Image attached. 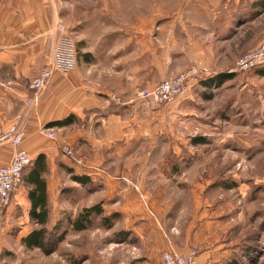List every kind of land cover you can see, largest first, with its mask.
<instances>
[{
	"label": "crops",
	"instance_id": "1",
	"mask_svg": "<svg viewBox=\"0 0 264 264\" xmlns=\"http://www.w3.org/2000/svg\"><path fill=\"white\" fill-rule=\"evenodd\" d=\"M89 1L92 3L86 7L101 1L103 7L96 8L83 20V17L77 18L80 14L74 10L72 1L69 7L65 0H0V129L8 132L15 117L26 114V135L19 149L30 153L33 161L40 155L46 157L48 230L58 234L64 230L75 232L79 215L85 209H93L89 225L96 223L97 229H104L107 240L126 244L115 254L116 259L161 264L165 251L188 254L191 237L178 235L171 227V196L158 184L159 181L169 183L171 175L153 176L134 171V167L155 164L150 157L139 155L136 142L144 132L153 137L159 126L151 119L154 112L149 110V120L150 112L144 111L153 106L152 102L133 103L129 101L134 96L131 93L141 86L153 87L181 72L187 65L180 62L177 53L192 54L201 50L192 44L181 47L176 39H192L209 33L219 36L224 30L223 22L249 20L248 14H254V9L248 10V5L251 8L257 0H183L180 10L171 9V0L160 3L151 0L146 3L151 6L146 11L141 0ZM193 6L198 10L194 12ZM244 12L247 14H241ZM74 21H78V39L100 42L103 55L95 56L96 62L90 56L85 58L69 75L55 74L39 104L28 112L25 101L32 95L29 83L53 55L64 28L74 25ZM211 22L218 23L219 28H210ZM124 39L128 41L126 46L120 44ZM125 51L127 57L115 60L114 54ZM149 53L152 56L145 63L144 55ZM212 60L208 57L205 64L210 65ZM112 61L117 62L112 64ZM113 91L125 98L123 104L107 102V96ZM134 104L137 105L134 107ZM70 117H74L73 123L60 128L71 131L70 137L51 141L43 134V128ZM66 138L79 161L74 162L61 153ZM16 150L9 143H0V168L11 164ZM71 168L76 169V176L88 177V185L91 181L103 183L101 202L86 204L77 210L76 202L65 201L80 197L77 191L59 188L63 171L72 173ZM29 190L23 179L6 211L13 214L15 209H21L27 217V223L21 224L28 231L20 240L40 227L30 216ZM67 203L70 208L66 207ZM28 222L31 227L26 226ZM214 255L209 248L198 255L197 261L203 264L216 261Z\"/></svg>",
	"mask_w": 264,
	"mask_h": 264
},
{
	"label": "rangeland",
	"instance_id": "2",
	"mask_svg": "<svg viewBox=\"0 0 264 264\" xmlns=\"http://www.w3.org/2000/svg\"><path fill=\"white\" fill-rule=\"evenodd\" d=\"M65 1L69 7L75 3L74 10L80 14L77 18L83 17V20H87L96 8L103 7L102 1L89 7H86L92 3L89 0ZM141 1L145 11L151 8L146 5L151 0ZM182 3L183 0H171V9H182ZM192 9L198 10L195 6ZM249 9H254V14H248L249 20L242 18L220 23L224 30L219 36L209 33L192 39H176L181 47L191 44L201 47L192 54L177 53L180 62L187 66L176 76L164 79L198 69V74L189 81L188 95L170 104L143 99L145 93L164 81L161 80L153 87H138L129 100L139 104L151 101L153 106H144L147 108L144 111L154 112L151 119L159 126L153 137L144 132L136 142L139 155L150 157L155 164L134 167V171L153 176L171 175L169 183L159 181L158 184L171 196L172 230H177L181 236L190 235L189 252H196V258L211 249L216 261L204 264H264V68L230 72L239 58L264 43L262 0H257L251 8L248 5ZM74 22V25L64 26L62 35L73 40L78 63L85 62L86 54L96 62L95 56L103 55V46L94 40L78 39V21ZM210 25L215 29L218 23ZM120 44L126 46L128 41L124 39ZM114 56L119 60L128 54L125 51ZM151 56L150 53L144 55L145 63ZM206 57H211L213 63L206 65ZM124 101L125 98L115 91L107 96L108 103L123 104ZM53 129L57 138L71 135V131ZM65 146L74 153L72 161H79L68 139L61 153L69 158L63 152ZM75 170L72 169V173L63 171L59 188L77 191L80 197L76 201L74 198L65 201L76 202L77 210L86 204L101 202L103 183H78L73 179L77 175ZM65 205L70 208L69 203ZM8 208L0 203V264H140L116 259L115 254L126 244L107 240L104 229H97L96 223L79 233L61 231L63 239L50 254L39 249L27 250L20 240L28 231L21 224L27 223V217L21 209L9 214ZM26 226L31 227V222ZM167 252L171 250L161 255V264Z\"/></svg>",
	"mask_w": 264,
	"mask_h": 264
},
{
	"label": "built area",
	"instance_id": "3",
	"mask_svg": "<svg viewBox=\"0 0 264 264\" xmlns=\"http://www.w3.org/2000/svg\"><path fill=\"white\" fill-rule=\"evenodd\" d=\"M77 67L76 46L70 37L61 35L58 38L53 55L43 63L39 74L29 83L32 95L25 101L27 111L29 112L39 104L42 94L50 85L55 74L69 75ZM261 68H264V43L239 58L230 72L237 73ZM197 74L198 69L193 68L175 78L164 80L158 83L152 91L145 93L142 98L151 99L159 104L173 103L179 98L188 95L190 90L189 81ZM11 84L13 85L14 83L11 82ZM25 116V113L17 115L14 124L8 132L3 133L2 129H0V143H9L17 149L11 164L0 168V203L5 208L11 206L14 195L23 184L25 171L33 162V157L30 153L19 149L26 135ZM42 131L49 140H57V135L53 128L45 127ZM63 152L71 160L75 158L70 147H63ZM162 264H198V262L194 251L189 252L187 255H182L171 250V252L164 254Z\"/></svg>",
	"mask_w": 264,
	"mask_h": 264
},
{
	"label": "trees",
	"instance_id": "4",
	"mask_svg": "<svg viewBox=\"0 0 264 264\" xmlns=\"http://www.w3.org/2000/svg\"><path fill=\"white\" fill-rule=\"evenodd\" d=\"M89 59V55H84ZM233 76V75H231ZM74 117L59 121L48 125L50 128L66 127L72 124ZM48 172L47 160L44 155H40L33 164L27 168L24 174V181L29 186V198L31 201L30 216L40 227L34 229L29 235L22 238L21 244L27 249H40L45 254L52 253L56 246L63 239V234L60 235L54 230L47 229L49 219V202L47 195V182L45 174ZM88 177L74 176L73 179L82 184H87ZM93 209H85L77 218L74 224L75 231H83L89 225V216ZM57 236V237H56Z\"/></svg>",
	"mask_w": 264,
	"mask_h": 264
}]
</instances>
